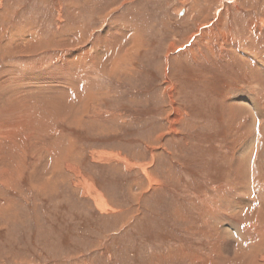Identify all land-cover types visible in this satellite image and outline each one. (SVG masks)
I'll use <instances>...</instances> for the list:
<instances>
[{
  "label": "rangeland",
  "instance_id": "rangeland-1",
  "mask_svg": "<svg viewBox=\"0 0 264 264\" xmlns=\"http://www.w3.org/2000/svg\"><path fill=\"white\" fill-rule=\"evenodd\" d=\"M0 264H264V0H0Z\"/></svg>",
  "mask_w": 264,
  "mask_h": 264
},
{
  "label": "bare ground",
  "instance_id": "bare-ground-1",
  "mask_svg": "<svg viewBox=\"0 0 264 264\" xmlns=\"http://www.w3.org/2000/svg\"><path fill=\"white\" fill-rule=\"evenodd\" d=\"M243 99V98H242ZM245 102H248V100L247 99H243ZM250 146H248L246 149L247 150H249L250 148H249ZM104 155V154H103ZM129 164V163H128ZM129 166H131L130 164H129ZM90 194H91V192H89ZM93 195V194H92ZM94 196V195H93ZM95 197V196H94ZM95 199L98 201V199L95 197Z\"/></svg>",
  "mask_w": 264,
  "mask_h": 264
}]
</instances>
